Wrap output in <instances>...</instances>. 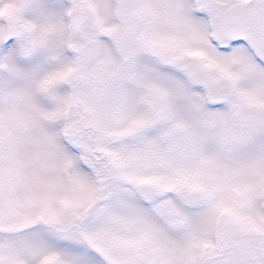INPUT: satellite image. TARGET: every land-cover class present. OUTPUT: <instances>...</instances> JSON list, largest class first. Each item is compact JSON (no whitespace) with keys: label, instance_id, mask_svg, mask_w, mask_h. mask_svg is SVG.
Wrapping results in <instances>:
<instances>
[{"label":"snow or ice","instance_id":"1","mask_svg":"<svg viewBox=\"0 0 264 264\" xmlns=\"http://www.w3.org/2000/svg\"><path fill=\"white\" fill-rule=\"evenodd\" d=\"M0 264H264V0H0Z\"/></svg>","mask_w":264,"mask_h":264}]
</instances>
